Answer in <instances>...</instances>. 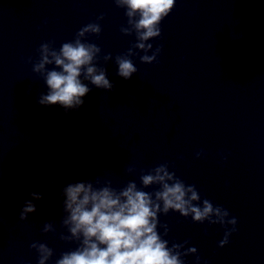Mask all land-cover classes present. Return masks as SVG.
Masks as SVG:
<instances>
[{
    "label": "water",
    "instance_id": "95a60500",
    "mask_svg": "<svg viewBox=\"0 0 264 264\" xmlns=\"http://www.w3.org/2000/svg\"><path fill=\"white\" fill-rule=\"evenodd\" d=\"M101 13L99 36L85 39L114 57L135 37L119 31L127 17L113 0H0V264H36L32 241L53 249L49 264L76 246L59 239L66 183L139 187L140 170L164 162L237 218L221 247L219 224L170 210L159 216L169 226L165 239L187 240L207 264H264V0H176L152 41L163 45L158 63L134 57L137 72L125 80L112 59H101L111 90L89 85L83 105L68 113L37 104L47 89L27 58L44 41L59 48ZM31 191L42 198L21 221ZM49 220L55 234L41 232Z\"/></svg>",
    "mask_w": 264,
    "mask_h": 264
},
{
    "label": "clouds",
    "instance_id": "9594fccd",
    "mask_svg": "<svg viewBox=\"0 0 264 264\" xmlns=\"http://www.w3.org/2000/svg\"><path fill=\"white\" fill-rule=\"evenodd\" d=\"M113 3L124 9L127 17L119 31L134 35V42L114 57L110 52L101 56V48L85 37L99 36L103 13L80 27L73 39L62 42L59 48L53 41L41 42L36 58L29 56L26 60L47 89L38 95L37 104L59 105L68 113L83 105L89 85L111 90L114 85L99 63L101 59L104 63L112 59L116 75L125 80L137 72L134 57L138 56L142 63L159 62L163 45L153 48L152 41L160 37L161 21L176 0H113ZM202 154L203 149L194 155ZM225 159L221 154V160ZM134 170L131 165L125 169L128 173ZM139 181V187L134 180H129L119 189L110 180L82 179L66 183L59 191L63 213L60 225L65 229L59 233V239L75 242L76 246L60 252L52 264H185L184 257L189 254L194 256L193 264H207L206 260L201 261L195 246L185 247L187 240L170 243L165 239L169 226L159 216L170 210L185 218L190 216L196 223L219 224L224 229L223 238L218 241L221 247L237 231V218L223 205L202 198L194 184H186L175 171L169 170L168 162L147 172L141 169ZM153 185L157 187L152 191L144 190ZM28 197L18 213L21 221L36 211V201L42 194L31 191ZM41 232L55 234L53 222H44ZM29 248L35 250L36 264H49L53 257V249L46 242L32 241ZM18 264H24L23 260H18Z\"/></svg>",
    "mask_w": 264,
    "mask_h": 264
}]
</instances>
